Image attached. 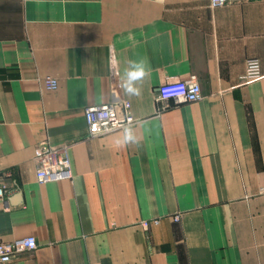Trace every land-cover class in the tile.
Wrapping results in <instances>:
<instances>
[{
	"label": "crops",
	"instance_id": "obj_1",
	"mask_svg": "<svg viewBox=\"0 0 264 264\" xmlns=\"http://www.w3.org/2000/svg\"><path fill=\"white\" fill-rule=\"evenodd\" d=\"M249 59L264 75V0H0V241L37 244L8 264H264V81L243 78ZM192 76L201 100H157ZM110 101L135 124L89 137L86 108ZM43 143L68 148L70 180L37 181Z\"/></svg>",
	"mask_w": 264,
	"mask_h": 264
},
{
	"label": "built area",
	"instance_id": "obj_2",
	"mask_svg": "<svg viewBox=\"0 0 264 264\" xmlns=\"http://www.w3.org/2000/svg\"><path fill=\"white\" fill-rule=\"evenodd\" d=\"M233 0H210L211 8H218L231 3ZM245 80H263L259 61L249 59L245 63ZM44 86L48 91L58 87L55 79L47 77ZM202 99L201 89L196 76L184 81H166L157 90V100L167 102L173 100L178 103H194ZM85 121L88 136L104 137L135 124L130 104L125 101H110L101 106L89 107L85 110ZM36 179L41 184L66 181L72 178L68 148L55 149L48 144H40L35 152ZM4 188L0 187V203L4 197ZM147 228L148 222H142ZM37 248L33 237H26L12 242L0 241V264H8L14 258L31 254Z\"/></svg>",
	"mask_w": 264,
	"mask_h": 264
},
{
	"label": "clouds",
	"instance_id": "obj_3",
	"mask_svg": "<svg viewBox=\"0 0 264 264\" xmlns=\"http://www.w3.org/2000/svg\"><path fill=\"white\" fill-rule=\"evenodd\" d=\"M128 64L130 65V70L125 71L126 80L122 87L127 94L139 96L141 94V89L135 87L134 83L137 81H143L148 76L150 69L147 65V61L144 59L129 60Z\"/></svg>",
	"mask_w": 264,
	"mask_h": 264
}]
</instances>
